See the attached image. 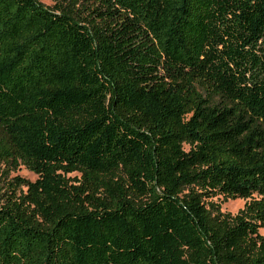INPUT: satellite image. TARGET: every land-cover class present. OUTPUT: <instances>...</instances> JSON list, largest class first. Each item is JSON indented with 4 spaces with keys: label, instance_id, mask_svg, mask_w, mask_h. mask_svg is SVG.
<instances>
[{
    "label": "trees",
    "instance_id": "obj_1",
    "mask_svg": "<svg viewBox=\"0 0 264 264\" xmlns=\"http://www.w3.org/2000/svg\"><path fill=\"white\" fill-rule=\"evenodd\" d=\"M51 1L0 0V264H264V0Z\"/></svg>",
    "mask_w": 264,
    "mask_h": 264
},
{
    "label": "rangeland",
    "instance_id": "obj_2",
    "mask_svg": "<svg viewBox=\"0 0 264 264\" xmlns=\"http://www.w3.org/2000/svg\"><path fill=\"white\" fill-rule=\"evenodd\" d=\"M41 2L46 6L52 5L51 0H41ZM4 169L5 168L2 165H0V174L3 173ZM16 175L22 178L28 179L30 181H34L36 179V176L33 175L31 172L27 171L24 167H20L18 170L11 173V176H16ZM70 176L73 177L74 174H71ZM0 184L2 183L0 182ZM247 201L248 200H242V199H236V200L225 199L224 200L222 196H217L213 199V202L219 204L221 212L229 213L230 215H235L240 209L243 208L244 203ZM260 233L264 234V230H260Z\"/></svg>",
    "mask_w": 264,
    "mask_h": 264
}]
</instances>
